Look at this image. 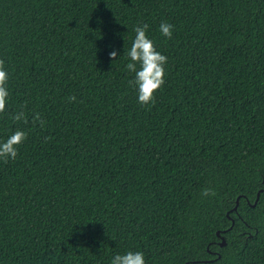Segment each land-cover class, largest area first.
Segmentation results:
<instances>
[{
	"label": "trees",
	"instance_id": "16d2710c",
	"mask_svg": "<svg viewBox=\"0 0 264 264\" xmlns=\"http://www.w3.org/2000/svg\"><path fill=\"white\" fill-rule=\"evenodd\" d=\"M145 23L168 58L149 105ZM0 59V142L27 133L0 159V264H264V0H0Z\"/></svg>",
	"mask_w": 264,
	"mask_h": 264
},
{
	"label": "clouds",
	"instance_id": "9594fccd",
	"mask_svg": "<svg viewBox=\"0 0 264 264\" xmlns=\"http://www.w3.org/2000/svg\"><path fill=\"white\" fill-rule=\"evenodd\" d=\"M173 25L162 22L159 26L160 32L171 38L173 35ZM148 24L138 25L134 28L135 38L131 45L130 50L127 51V56L131 62L126 65L127 69L135 73V78L129 81L138 89V102L141 105H149L155 103V93L161 89L165 83V65L167 63V57L159 52L154 42L148 37L147 29ZM117 52L112 51L110 57L115 59ZM5 61L0 59V114L6 111V105L9 97V91L7 88L9 75L4 67ZM139 64V69H137ZM70 101H75L76 97H69ZM27 105L25 104L24 107ZM12 120L15 122L24 123L28 122V117L23 110L16 112L12 115ZM44 126L46 123L39 113L33 118V123H37ZM27 139V133L23 130H16L11 134L6 141L0 142V159H3L5 163L9 159L14 160L18 155V146L23 144ZM50 139V137L45 138ZM203 196L215 195L216 193L211 189L205 188L201 193ZM111 264H146L144 253L139 251H128L124 254H116Z\"/></svg>",
	"mask_w": 264,
	"mask_h": 264
},
{
	"label": "water",
	"instance_id": "95a60500",
	"mask_svg": "<svg viewBox=\"0 0 264 264\" xmlns=\"http://www.w3.org/2000/svg\"><path fill=\"white\" fill-rule=\"evenodd\" d=\"M260 193H261V190L257 193V197H256V200H255V203L253 204V206H255V204L257 203V201L259 199V196H260ZM238 204H239V198L236 200V205L234 206V208L232 210H236ZM218 234H219V232H218ZM221 238H222V240L220 242V245L223 246V245L226 244V240H225V238L223 236Z\"/></svg>",
	"mask_w": 264,
	"mask_h": 264
}]
</instances>
